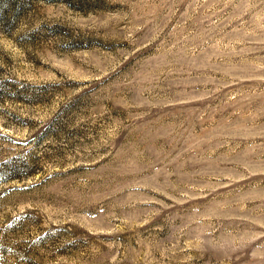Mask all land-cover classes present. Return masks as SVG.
Segmentation results:
<instances>
[{
    "label": "rangeland",
    "instance_id": "1",
    "mask_svg": "<svg viewBox=\"0 0 264 264\" xmlns=\"http://www.w3.org/2000/svg\"><path fill=\"white\" fill-rule=\"evenodd\" d=\"M0 264H264V0H0Z\"/></svg>",
    "mask_w": 264,
    "mask_h": 264
}]
</instances>
